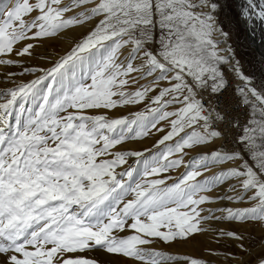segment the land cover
<instances>
[{
    "label": "snow or ice",
    "instance_id": "obj_1",
    "mask_svg": "<svg viewBox=\"0 0 264 264\" xmlns=\"http://www.w3.org/2000/svg\"><path fill=\"white\" fill-rule=\"evenodd\" d=\"M241 27L264 43V0H0V264H211L155 247L206 234L264 264V235L236 230L264 233V69Z\"/></svg>",
    "mask_w": 264,
    "mask_h": 264
},
{
    "label": "rangeland",
    "instance_id": "obj_2",
    "mask_svg": "<svg viewBox=\"0 0 264 264\" xmlns=\"http://www.w3.org/2000/svg\"><path fill=\"white\" fill-rule=\"evenodd\" d=\"M84 34H86V31L84 29H77L73 33V35L78 38L82 37ZM232 42L234 47L236 48L237 57L245 67V71L255 72L257 76H260L261 70L264 69V65L262 64L256 50H254L255 48L252 47L248 39V35L243 27H241L239 31L234 33ZM68 49V40L64 42L52 41L46 44L45 49H43L42 51L46 50L47 52L52 53V58L54 59L56 54L63 55ZM35 63H39L45 67L49 66L45 61L38 60ZM229 79H231L230 74ZM5 86L6 85H4L3 83H0V88H3ZM119 114L121 113H117L116 115ZM156 139H158V136H153L152 138L145 140L143 143H131L128 146L137 149L152 148ZM194 154L195 153H193V155ZM236 230L242 232L245 236H250V238L255 240H259L261 235H264L258 225H245L242 227H236ZM234 244L235 242L231 240H221L219 243H217L211 234H206L198 235L195 239L190 240L186 243H177L172 246L158 244L155 245V247L172 254L187 255L190 257H201L205 260H210L211 264H235L234 261L224 259L227 253L238 251V249L235 248ZM209 249L215 250L217 252V255H210L208 252ZM102 259L105 260V264H131V261H126L116 257H103Z\"/></svg>",
    "mask_w": 264,
    "mask_h": 264
},
{
    "label": "bare ground",
    "instance_id": "obj_3",
    "mask_svg": "<svg viewBox=\"0 0 264 264\" xmlns=\"http://www.w3.org/2000/svg\"><path fill=\"white\" fill-rule=\"evenodd\" d=\"M239 3V0H238ZM85 30V29H84ZM86 31V30H85ZM260 33H261V29L260 27H256V35H257V39L255 42H253L251 39H249L251 45L253 48H255L254 50H256V52L258 53L260 60L262 62V64L264 65V43H261V38H260ZM66 41V40H65ZM64 42V41H62ZM261 51V52H260ZM0 71H3L2 68H0ZM259 249H257L258 251ZM216 262V261H215ZM218 264V263H217Z\"/></svg>",
    "mask_w": 264,
    "mask_h": 264
}]
</instances>
